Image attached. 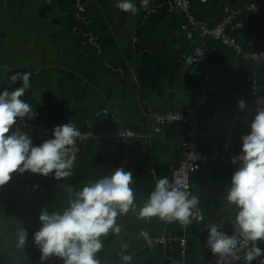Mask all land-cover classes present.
Returning <instances> with one entry per match:
<instances>
[{
	"label": "crops",
	"instance_id": "1",
	"mask_svg": "<svg viewBox=\"0 0 264 264\" xmlns=\"http://www.w3.org/2000/svg\"><path fill=\"white\" fill-rule=\"evenodd\" d=\"M163 1L149 0L148 6ZM249 1L190 0V11L197 20L214 25L228 10H241ZM83 2L90 29L101 42V54L80 43L72 19V0H0V92L21 87L19 80L9 86L10 77L30 72L31 88L20 99L38 114L41 124L54 129L71 121L81 130L110 136L101 143H77L74 174L68 179L57 180L54 173L45 177L25 171L13 173L0 187V264H41L40 251L33 243V234L41 227V210L62 212L71 198L67 186L78 191L86 181H96L119 167L133 174L136 211L117 216L119 234L110 231L101 237L103 247L95 257L100 264H122L118 253L123 244L128 245L131 264H211L215 255L206 246L205 226L220 224L221 231L228 235L232 232L237 209L227 205L225 195L235 166L213 163L207 170L190 174L189 192L199 198L198 207L204 215L201 223L194 221L185 230L176 222L165 223L158 217L146 221L137 215L156 181L168 176L180 161L179 146L186 136L180 122V126L171 122L154 128L149 113L164 109L182 112L199 93L201 69L192 55L191 42L181 30L180 18L160 8L143 20L145 9L140 7V0H133L139 9L135 15L120 11L118 0ZM245 15L241 12L231 33L239 32L247 50L264 49V23L255 19L250 23ZM203 47L215 90L199 112L200 126L221 136L228 118L243 110L236 95L249 96L245 77L253 69L261 78L258 95L264 96V62H243L212 39H206ZM17 129L21 130L15 124L12 131ZM249 130L239 128L242 135ZM21 131L31 138L33 146L53 138ZM122 132L132 136L119 140ZM199 142L203 150L208 149L205 138ZM20 228L27 231L24 248L17 247ZM142 232L175 241L171 246L149 249L140 237ZM180 239L185 240L182 256L178 253ZM257 244L264 249V241ZM44 264L63 261L51 257Z\"/></svg>",
	"mask_w": 264,
	"mask_h": 264
},
{
	"label": "clouds",
	"instance_id": "2",
	"mask_svg": "<svg viewBox=\"0 0 264 264\" xmlns=\"http://www.w3.org/2000/svg\"><path fill=\"white\" fill-rule=\"evenodd\" d=\"M148 4L149 0H140L141 8L147 10ZM116 7L132 15L139 11L133 0H118ZM31 76L27 71L17 72L8 84L19 80L22 86L14 91L6 88L0 92V187L10 181L13 173L28 171L45 177L54 173L57 180L68 179L74 174L81 132L73 122L56 126L53 138L39 146H33L31 138L19 129L12 131L18 118L35 115L30 105L20 99L31 88ZM238 107L245 108L243 99L238 101ZM249 129L241 137V151L233 160V163H240L225 195L227 205L237 209L233 220L237 233L226 234L220 230V224L205 226L208 230L206 246L213 255L220 260L235 256L238 245L243 242L247 249L245 264H252L264 256V249L257 244L264 241V107L256 108ZM133 183V174L119 167L96 181H86L78 191L67 186L71 197L68 207L51 214L42 209L38 217L41 227L33 234V243L40 251L41 264L51 257L61 259L63 264H100L95 257L103 247L101 237H106L110 231L119 234L121 227L116 223L117 216L136 211ZM199 203L198 196L187 191L186 186L183 189L174 186L165 176L156 181L137 215L146 221L158 217L165 223L176 222L186 230L194 221L204 220ZM26 240L27 231L20 228L17 247L24 248ZM127 248L128 245L123 244L118 253L122 264L132 262Z\"/></svg>",
	"mask_w": 264,
	"mask_h": 264
},
{
	"label": "built area",
	"instance_id": "3",
	"mask_svg": "<svg viewBox=\"0 0 264 264\" xmlns=\"http://www.w3.org/2000/svg\"><path fill=\"white\" fill-rule=\"evenodd\" d=\"M72 19L77 25V33L80 36V43L91 48L96 54H101L102 45L98 35L90 29V19L86 15V8L83 0H72ZM164 9L169 16L180 18L181 30L184 37L191 42L192 54L195 61L201 69V82L199 93L196 95L190 105L182 112H150L149 118L153 122L154 128H159L161 125L180 122L185 126L186 136L180 145L181 159L178 164L172 167L168 174L169 181L174 186H179L182 189L190 190V174L193 172H201L207 170L210 164L216 163L220 165L239 166V161L233 163L234 158L240 153L242 141V132L239 128L249 130L251 120L255 116L257 107H264V96L258 95L259 75L255 69L249 72L246 80L249 86V96L237 94V99L245 102V108L240 113L232 115L227 120L226 129L218 136L216 132H211L200 126L199 112L206 107L210 94L213 92L211 82L210 68L206 62V54L203 47V42L206 39H212L230 49L240 60L249 63L264 62V49L251 51L244 50L241 44L232 36V25L235 24L241 12L252 14L258 22L264 23V0L249 1L244 4L241 10L230 9L227 14L222 16L220 20L209 25L204 21L197 20L190 11V0H164L159 4L148 6L143 14V20H146L149 15L157 9ZM196 32V36L194 35ZM252 98L255 100L253 103ZM32 118H18L16 125L26 131L39 132L43 135L53 137V129L41 124L38 120V114ZM89 125V122H86ZM79 129V128H78ZM80 138L77 143L83 140H92L96 142H104L110 136L97 133L91 129L81 130ZM132 136L129 132H122L118 135L119 140ZM207 140V150L200 147V139ZM177 182L178 185H177ZM237 229L232 226V232L229 235L236 234ZM144 244L153 249L158 246H171L172 240L164 235H150L146 232L140 234ZM178 253L183 255V247L185 240L177 241ZM238 251L235 256H229L220 260L215 256L211 264H238L244 261V254L247 249L243 246V242L238 245ZM168 264H183L182 262L171 261ZM254 264H264V256L259 257L254 261Z\"/></svg>",
	"mask_w": 264,
	"mask_h": 264
},
{
	"label": "bare ground",
	"instance_id": "4",
	"mask_svg": "<svg viewBox=\"0 0 264 264\" xmlns=\"http://www.w3.org/2000/svg\"><path fill=\"white\" fill-rule=\"evenodd\" d=\"M217 45H218V44H217ZM247 46H248V45H247ZM251 46H252V45H251ZM254 46H255V45H254ZM258 46H259V45H258ZM249 47H250V46H249ZM225 49H226V48H225ZM248 49H249V48H248ZM259 50H260V49H259ZM206 51H207V50H206ZM231 52H232V51H231ZM192 55H193V54H192ZM206 62H207V61H206ZM237 62H238V61H237ZM245 67H246V66H245ZM137 73H138V72H137ZM199 73H200V72H199ZM136 75H137V74H136ZM134 78H135V77H134ZM240 78H241V77H240ZM242 78H244V77H242ZM242 78H241V79H242ZM245 78H246V77H245ZM245 78H244V80H245ZM259 79H261V78H259ZM245 81H246V80H245ZM138 82H139V81H138ZM261 82H262V81H261ZM263 82H264V81H263ZM90 83H91V82H90ZM128 83H129V82H128ZM129 84H130V83H129ZM127 85H128V84H127ZM133 85H134V84H133ZM138 85H139V84H138ZM212 85H213V84H212ZM242 85H243V84H242ZM97 86H98V85H97ZM97 86H96V87H97ZM99 86H100V85H99ZM240 86H241V85H240ZM85 87L87 88V86H85ZM215 87H216V86H215ZM129 88H130V87H129ZM131 88H132V87H131ZM134 88H135V86H134ZM217 88H218V87H217ZM239 88H240V87H239ZM263 88H264V87H263ZM91 89H92V88H91ZM138 89H139V88H138ZM227 89H229V88H227ZM84 90H85V89H84ZM88 90L90 91L89 88H88ZM88 90H87V91H88ZM127 90H128V89H127ZM131 90H132V89H131ZM214 90H215V88H214ZM85 91H86V90H85ZM85 91H84V92H85ZM134 91H135V90H134ZM142 91H144L143 88H142ZM142 91H141V92H142ZM236 91H237V90H236ZM132 92H133V91H132ZM222 92H223V91H222ZM140 94H141V93H140ZM137 95H138V94H137ZM84 96H85V95H84ZM167 96H168V95H167ZM171 96H172V95H171ZM213 96H214V95H213ZM81 97H82V96H81ZM228 97H229V96H228ZM224 98H225V97H224ZM76 99H77V98H76ZM192 99H193V98H192ZM216 99H217V98H216ZM219 99H220V98H219ZM227 99H229V98H227ZM221 100H222V99H221ZM233 100H234V99H233ZM190 101H191V100H190ZM209 101H210V100H209ZM77 102H78V101H77ZM78 103H79V102H78ZM167 103L169 104V102H167ZM72 104H73V103H72ZM163 104H164V103H163ZM70 105H71V104H70ZM76 105H77V104H76ZM139 106H140V105H139ZM166 106H167V105H166ZM208 106H209V105H208ZM142 107H143V106H142ZM163 107H164V105H163ZM169 107H170V105H169ZM231 107H232V105H231ZM227 108H228V106H227ZM227 108H226V109H227ZM234 108L236 109V107H234ZM141 109H142V108H141ZM162 109H163V108H162ZM173 109H174V108H173ZM204 109H205V108H204ZM226 109H225V110H226ZM156 110H157V109H156ZM166 110H168V109H166ZM202 110H203V108H202ZM33 111H34V110H33ZM168 111H169V110H168ZM172 111H173V110H172ZM234 111H235V110H234ZM236 111H237V110H236ZM145 112H146V111H145ZM155 112H156V111H155ZM164 112H165V109H164ZM201 112H202V111H201ZM201 112H200V113H201ZM59 113H60V111H59ZM139 113H140V112H139ZM226 113H227V112H226ZM229 113H230V112H229ZM82 114H83V113H82ZM83 115H84V114H83ZM83 115H82V116H83ZM130 115H131V114H130ZM227 115H228V113H227ZM230 115H231V114H230ZM231 116H232V115H231ZM80 117H81V116H80ZM128 117H129V116H128ZM146 117H147V116H146ZM225 117H226V116H225ZM228 117H229V116H228ZM139 118H140V117H139ZM77 119H78V118H77ZM84 119H86V117H85ZM92 119H93V118H92ZM88 120H89V119H88ZM89 121H90V120H89ZM92 122H93V121H92ZM176 122H177V121H176ZM172 123H174V122H172ZM174 124H175V123H174ZM177 124H178V122H177ZM179 124H180V123H179ZM179 124H178V125H179ZM201 124H202V123H201ZM202 125H203V124H202ZM82 126H83V124H82ZM179 126H180V125H179ZM184 127H185V126H184ZM18 128H19V127H18ZM80 128H81V127H80ZM88 128H89V127H88ZM93 129H94V128H93ZM19 130H20V129H19ZM21 130H22V129H21ZM21 130H20V131H21ZM82 130H84V129H82ZM29 132H30V131H29ZM184 136H185V135H183V138H185ZM179 147H180V146H179ZM179 150H180V148H179ZM180 152H181V151H180Z\"/></svg>",
	"mask_w": 264,
	"mask_h": 264
},
{
	"label": "trees",
	"instance_id": "5",
	"mask_svg": "<svg viewBox=\"0 0 264 264\" xmlns=\"http://www.w3.org/2000/svg\"><path fill=\"white\" fill-rule=\"evenodd\" d=\"M251 1H255V0H251ZM244 14H246L245 17L247 18L248 21H250V23L254 22V19L257 20L252 14H250V13H248V12H244ZM257 22H258V20H257ZM238 34H239V32H238L237 34L232 33V36L236 38V40L241 44V46L243 47L244 50H247V49H245V44H244V42H242V41L240 40L241 37H240ZM251 51H255V50H251ZM248 91H249V87H248ZM262 95H263V94H262ZM252 101H253V103L255 102V100H254L253 98H252ZM241 112H242V111H241ZM239 113H240V112H239Z\"/></svg>",
	"mask_w": 264,
	"mask_h": 264
}]
</instances>
